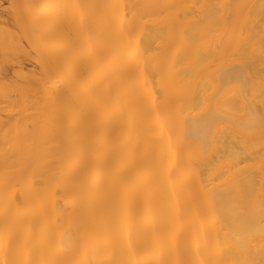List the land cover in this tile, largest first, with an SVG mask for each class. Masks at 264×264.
Here are the masks:
<instances>
[{
	"label": "bare ground",
	"instance_id": "6f19581e",
	"mask_svg": "<svg viewBox=\"0 0 264 264\" xmlns=\"http://www.w3.org/2000/svg\"><path fill=\"white\" fill-rule=\"evenodd\" d=\"M0 264H264V0H0Z\"/></svg>",
	"mask_w": 264,
	"mask_h": 264
}]
</instances>
